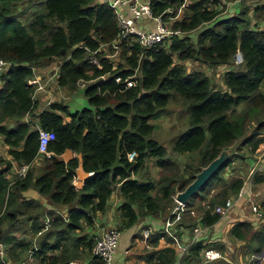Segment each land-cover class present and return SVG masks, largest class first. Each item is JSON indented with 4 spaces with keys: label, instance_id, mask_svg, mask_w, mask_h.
I'll use <instances>...</instances> for the list:
<instances>
[{
    "label": "trees",
    "instance_id": "trees-1",
    "mask_svg": "<svg viewBox=\"0 0 264 264\" xmlns=\"http://www.w3.org/2000/svg\"><path fill=\"white\" fill-rule=\"evenodd\" d=\"M28 1L0 0V57L9 63L0 73V137L9 156L0 157V243L9 246V254L19 260L16 247L20 253L33 248L30 241L16 242L12 234L23 219L30 232L39 236L31 255L37 264L72 260L103 264L91 252L93 237L98 216L108 210L116 189L122 197L115 209V228L120 232L146 216L165 219L176 205V193L237 142L226 163L185 202L182 218L172 227L181 241L182 230L195 226L209 230L221 218L214 212L215 206L237 196L244 184L245 173L226 176V169L235 160H244V150L253 154L264 143V91L260 90L264 28L251 21L253 13L264 12V3L251 13L244 6L232 15L221 16L222 4L239 0H190L181 16L172 19L182 0H152V15L182 33L148 48L134 37L122 40L119 47L124 62L119 64L106 57L111 54L106 49H113L109 44L119 34L114 10L106 2L37 0L36 10L22 22ZM87 49H98L100 69L88 63ZM237 52L242 62L234 67ZM53 58L59 60L57 84L75 91L85 82L84 95L90 107L70 112L64 103L53 102L37 114L38 127L52 131L54 139L48 144L51 157H44L35 176L30 164L38 155V129L23 118L37 106L32 84L35 68L40 61ZM187 60L230 68L222 73L220 86L201 70L188 71L184 65ZM135 71L134 86L125 88L124 83L115 81L116 76L126 78ZM174 96L189 103V127L171 148L175 153L190 154L182 167L167 157L163 145L148 138L154 128L150 119L160 115ZM250 124L253 128L248 133ZM66 150L79 154L83 170L89 173L79 188L72 183L78 159L65 162L59 158ZM131 152L136 154L133 161L127 157ZM149 159L161 169L158 180L149 176ZM24 164L29 169L18 177L12 167ZM251 181L264 185V169L254 173ZM30 189L46 198L50 208L41 200L25 197L24 192ZM256 205L260 216L248 204L253 219L236 221L228 230L230 241H243L249 255L264 249V192ZM162 234L168 246L159 251L163 255H158L157 263L175 264L177 245L172 237ZM207 248L221 252V264H230L224 260V242L206 243L201 238L189 246L180 261L200 264Z\"/></svg>",
    "mask_w": 264,
    "mask_h": 264
},
{
    "label": "crops",
    "instance_id": "crops-1",
    "mask_svg": "<svg viewBox=\"0 0 264 264\" xmlns=\"http://www.w3.org/2000/svg\"><path fill=\"white\" fill-rule=\"evenodd\" d=\"M97 1H101V0H97ZM233 9H235V7ZM239 9H240V5H239ZM238 11H235V12H238ZM139 24L143 26L144 28H152L154 26V21L149 18H144L140 20ZM51 63L52 64L48 65L44 69H40V68L38 69V67L35 68L36 82L33 84V88H34L33 97L37 101V106L34 108L31 114L29 113L23 118V120L29 121L35 128L39 126L37 114L41 110L48 109L50 104H52L53 102H61V100L67 98V94H68L67 91H63L62 88L57 84L56 75H54L56 72V68L59 65V62H51ZM229 68H230L229 65H220L217 67H209V69L205 71L210 76V72H212L213 70H216L220 74L219 81L221 83L222 73L225 70H228ZM0 86H1V82H0ZM80 88H84V86H80ZM13 124L14 123L12 122V125ZM234 147H236V145L235 146L232 145L230 148L227 149V151L231 153L230 151ZM260 147H261V144L259 145L257 149H259ZM0 155L1 157L5 159L9 158L7 154V146L4 145V143L2 142L1 137H0ZM176 155H178L175 158L176 162H179V158L183 156H189L190 158V154H176ZM230 155L231 154H229V157ZM72 157H76L79 161L78 166L75 168L74 183H73L74 186L79 188L83 185V182L89 176V173L83 170L81 166V157L79 154H75L74 152L70 150H66L63 154L59 156V158L64 160L65 162H67ZM244 158H245L244 160L237 159L235 160L234 163H238V162L240 163V161H242L243 164H246L248 166V170H249L250 169L249 167H252L256 160L252 159V157H247V155H245ZM43 159L44 158L42 156L38 155L33 160V162L30 164V167L33 168L34 170L35 176H37L40 173V168L43 165ZM147 162H148V166L149 167L151 166L154 169V167L156 166L155 164H153L154 160L149 159ZM156 169H158L157 166L155 170ZM14 170H15V165H13L12 167L13 172ZM251 182L252 181H250L249 183H245V187L243 190L244 192L242 193V196L238 197L237 200L233 202L234 204L233 207L226 214L221 216L220 220L217 223H215L212 227H210L209 230L208 228H203V234L204 233L205 234L204 235L201 234L199 238H201L206 243H212V242L218 241L219 239H222L224 243L226 242L225 244L229 243V245L227 246L228 248H230L231 239L229 238L228 230L236 221L244 220L245 213H243L242 205L243 203L246 204L245 202L250 192L249 185H251ZM23 195L27 198L41 200L46 205V207L50 208V205L47 203L46 198L41 197L36 190L30 189L27 192H24ZM121 201H122V197L119 195L118 190L116 189L112 193L109 199L108 210L104 214H100L98 216V219H97L98 227H101V226L115 227L116 222H117V213L115 212V209L121 203ZM247 219L252 220L250 216H248ZM163 221H164V218L161 216H146V217L139 219L138 222L131 228H128L122 231L118 239V244H117V248L114 254V260L112 264H158L160 263L157 261V257L160 254L163 255V252H159V251L162 249H165L168 246V242L166 241L167 238H165L164 235L162 234V232L164 233ZM144 231H147L148 233L147 236H145ZM185 233L187 235V230L182 231L180 235L181 239L186 244H189L191 236L190 237L185 236ZM192 233H193V230H192ZM223 236H227L228 238L223 237ZM243 244H244L243 241L238 242L235 244V247H237V245L243 246ZM262 253H264V249L262 250ZM262 253H260V255ZM261 257H263L262 259H264V256H261ZM180 258H181V255H179L178 253V259L176 260L175 264H178L180 262ZM34 264H37V263H34ZM83 264H90V263L85 261Z\"/></svg>",
    "mask_w": 264,
    "mask_h": 264
},
{
    "label": "built area",
    "instance_id": "built-area-1",
    "mask_svg": "<svg viewBox=\"0 0 264 264\" xmlns=\"http://www.w3.org/2000/svg\"><path fill=\"white\" fill-rule=\"evenodd\" d=\"M102 2H106L113 10L117 18L118 26H119V34L116 39L109 44L113 50V54H107L106 57L108 59H113L115 54L120 49L119 42L125 40L129 37H134L136 41L145 48L152 47L153 45L164 42L165 40H170L173 36L179 35L182 33L180 29H174L170 24L163 22L160 16H153L151 11L150 3L152 0H101ZM190 0H182V4L179 9L176 11L172 19H177L181 16L182 10L187 6ZM149 18L154 21V26L152 28H144L139 24L141 19ZM86 59L89 64L96 65L99 69L102 67L98 58L96 50L87 49ZM242 62V56L240 52H237L234 56L233 65H239ZM9 63L6 62L3 58L0 57V73L4 71L8 67ZM59 65L56 68L57 74ZM136 71L126 78H122L120 76L115 77V81L120 83H124L125 88L134 86L136 84ZM102 79H105V76H101ZM36 82V77L32 80V84ZM81 86H85V82L80 83ZM38 129V149L37 153L39 156L43 158H50L52 152L48 150V144L50 141L54 139V133L52 131H48L42 128L37 127ZM255 154L258 153L257 160L254 165L250 167L247 175V179L250 181L254 173L259 170L264 169V144L261 145L259 149H257ZM37 155V156H38ZM135 153H128L127 157L129 161H133L135 157ZM29 169L28 164L21 165L19 167L15 166V174L18 177H23L26 175L27 170ZM72 183H74V176L72 178ZM246 182H244L245 184ZM244 184L243 188L239 191L237 198L242 196L244 192ZM76 187V186H75ZM176 196V195H175ZM174 196V198H175ZM176 201V205L170 211L169 215L163 221V231L169 237H172L177 248L179 250V255H183L189 246L195 242L201 235L203 228L201 226H197L193 229V236L191 237L189 244L179 240V238L172 231V227L175 223H177L181 218L185 211V203ZM233 199L228 198L225 200L223 205H216L214 208V212L223 216L226 214L233 205ZM251 210L258 216L260 213L258 212V207L253 202L250 204ZM48 223L46 219L45 224ZM120 231L115 227H98V230L95 232L93 237V246L91 252L94 256L98 257L103 264H112L114 260V254L116 252L118 239L120 236ZM145 236H147V231H144ZM3 245L0 243V248ZM36 245H33V248L29 250L28 257L20 262L14 263L10 260H4L5 264H26L28 259H30L34 250H36ZM2 254V252H1ZM1 256V255H0ZM2 257V256H1ZM202 258L204 263L213 262L214 260H218L223 258V255L220 251L207 248L202 251ZM66 264H81L77 260H72Z\"/></svg>",
    "mask_w": 264,
    "mask_h": 264
},
{
    "label": "rangeland",
    "instance_id": "rangeland-1",
    "mask_svg": "<svg viewBox=\"0 0 264 264\" xmlns=\"http://www.w3.org/2000/svg\"><path fill=\"white\" fill-rule=\"evenodd\" d=\"M36 2H37V0H29L28 3H26L24 5L23 10L26 9V13L22 14V18H21L22 22L27 21L29 19L30 15H32V12L36 10V7H35ZM263 3H264V0H239L236 2L225 3V4H222L223 5L222 6L223 12L221 13V16L232 15L235 13V11L243 9L244 6H246L249 9V13H251V9L253 11L254 7L256 5H261ZM239 5H240V9H239ZM234 7H235V9H233ZM251 19H252L251 21L253 23H254V21H257V23L260 24V27L264 28V12L259 11L258 13H253L251 16ZM169 22H171V20H169ZM106 51L108 53H111V54L114 53L113 49H111L110 51H108L106 49ZM120 51H121V49L118 50V52L115 54V57H114V60H116L117 63H119V64L124 62ZM46 61H47V59L40 62L37 65L38 69L39 68L44 69L48 65L52 64L51 62H59V60L57 58H53L51 61H48V62H46ZM233 61H234V58H233ZM184 65L186 66L188 71L197 69V70H201V71L206 73L207 69H209V67L206 64L201 63L200 61H195V60H187L184 62ZM234 67H237V65H234ZM209 78L211 79L213 84L221 86L222 82L220 83V81H219L220 80V74L216 70H213L212 72H210ZM80 86L81 85H79V87L75 91H69L67 88L61 87L63 91H67V93H68L67 98L61 100V102L68 106V109L70 112H74L76 110H81L85 107L86 108L90 107L88 100L84 95V89L80 88ZM260 90L264 91V80L260 84ZM188 106H189V103L187 101L183 100L179 96H174L169 101V103L165 106L164 111L160 115L150 119V123L154 126V128H153V131L148 135V138L154 139L158 143L163 145L167 150V157H169L170 159H172L174 161H176L175 158L178 156L176 154H179V153H175L172 151L171 148H172L173 142L180 134H182L184 131H186L188 129L189 124H190ZM252 128H253V124H250L247 127V132L251 131ZM238 142H239V140H238ZM236 144H237V142L234 143V146ZM261 145H263V143ZM183 154H187V153H183ZM241 155H244V157H245V155H247V157H252V159L257 160L258 153L257 154H255V153L250 154L246 150H244V153ZM253 155H254V157H253ZM0 157H1V155H0ZM189 159H190L189 156H183V157L179 158L178 164L180 165V167H182L183 164L188 162ZM243 159H245V158H243ZM153 164H154V162H153ZM244 167H246V171H244L245 170ZM155 168H156V166L154 167V169L151 166L150 167L148 166V173H149V176L153 180H158L160 178V175H161L160 169L158 168L155 170ZM248 171H249L248 166L246 164H243L242 161H240V163L238 162V163L230 164L228 166V168L226 169L227 174H225V175L226 176L242 175L245 173L244 182L249 183L250 180L247 179ZM244 186H245V184H244ZM242 188H243V186L241 187V189ZM249 191L250 192H249V194L247 196V200L245 202L247 205L244 203L242 205L243 213H245L244 219H247L248 216H250V218L253 219V215H252V212L250 211V207L248 206V204L250 205L252 202L254 204L260 202V200L263 196L264 185L263 184H261V185L253 184L251 182V185H249ZM230 198H232L234 202L237 200L236 196L235 197L233 196ZM233 205H232V207H233ZM196 213L197 212H195V215H196ZM7 226L8 225L5 224V227H7ZM12 234L16 238V242H19L21 240H27V241H30L32 245L37 246V240L39 239V236L33 235V233L30 232L29 223H26L25 221H23V219H20L16 223L14 229L12 230ZM192 234H193L192 229H189V230H187V235L185 233V236H188V237L191 236L192 237ZM227 236H223V237L228 238ZM50 241H52V239ZM218 241L224 242L222 239H219ZM230 243H231L230 248H228V246H227V249L225 251L226 255H224V260L226 262H228L230 264H248L249 261L251 260V261H253V264H264V259H262L263 257H261V256H264V253L261 252L262 253L261 255H260V253L249 255L248 252L245 251L243 246L237 245V247H235L236 243H233L232 241H230ZM2 245L3 246L0 248V255L2 256V257L0 256V262H2V260L4 259V260H10L11 262L17 263V262H20V261L26 259V256L28 254V250L20 253L19 248L18 247L15 248V250H17V252L20 255V260H19V259H16L9 254V252L7 250V248L9 246H6L5 244H2ZM226 245H229V243H227ZM1 252H2V254H1ZM201 257H202V255H201ZM202 260H203V258H201L200 264H221V262H220L221 259L214 261V262H210V263H204ZM34 263H37V262H35V260L33 259V256H31L30 259H28V262L26 264H34ZM82 263L83 262H81V264ZM178 264H183V260H181Z\"/></svg>",
    "mask_w": 264,
    "mask_h": 264
},
{
    "label": "water",
    "instance_id": "water-1",
    "mask_svg": "<svg viewBox=\"0 0 264 264\" xmlns=\"http://www.w3.org/2000/svg\"><path fill=\"white\" fill-rule=\"evenodd\" d=\"M229 151L223 150L218 157L213 159L207 166L203 167L196 175L194 180L188 184L184 190L176 193L175 200L187 202L188 199L209 180V178L226 163L229 158Z\"/></svg>",
    "mask_w": 264,
    "mask_h": 264
}]
</instances>
